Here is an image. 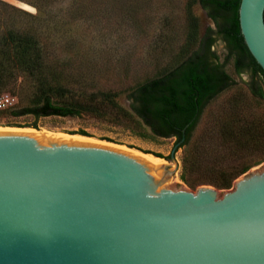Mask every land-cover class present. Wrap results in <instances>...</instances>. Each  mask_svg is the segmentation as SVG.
I'll return each mask as SVG.
<instances>
[{
    "label": "water",
    "instance_id": "water-1",
    "mask_svg": "<svg viewBox=\"0 0 264 264\" xmlns=\"http://www.w3.org/2000/svg\"><path fill=\"white\" fill-rule=\"evenodd\" d=\"M239 21L264 70V0H241ZM182 142L173 166L155 165L110 145L0 130V264H264V168L230 190L179 187Z\"/></svg>",
    "mask_w": 264,
    "mask_h": 264
},
{
    "label": "rangeland",
    "instance_id": "rangeland-1",
    "mask_svg": "<svg viewBox=\"0 0 264 264\" xmlns=\"http://www.w3.org/2000/svg\"><path fill=\"white\" fill-rule=\"evenodd\" d=\"M212 26L198 0H0V37L7 28L30 33L43 50L50 77L58 78L78 99L84 101L104 93L112 94L116 100L113 104L102 96L97 98L103 114L16 116V111L28 105L35 90L33 77L16 72L0 96L15 99L13 106L0 114V130L110 145L173 166L171 154L177 139L153 137L137 127L129 114V97L140 84L178 66ZM214 50L224 62L228 55L225 43L219 40ZM226 70L237 85L213 101L203 114L192 143L194 158L189 176L193 179L219 178L217 169L243 162L226 156L230 151L224 146L221 124L224 120L238 124L231 109L239 97L248 93L250 76L237 75L233 59ZM260 110L264 114V108ZM249 150L257 157L253 147ZM184 154V149L176 153L179 187L192 191L201 186L215 187L202 184L193 188L181 179ZM254 156L247 158L244 165ZM263 168L264 162L239 178Z\"/></svg>",
    "mask_w": 264,
    "mask_h": 264
},
{
    "label": "trees",
    "instance_id": "trees-1",
    "mask_svg": "<svg viewBox=\"0 0 264 264\" xmlns=\"http://www.w3.org/2000/svg\"><path fill=\"white\" fill-rule=\"evenodd\" d=\"M198 3L214 27L206 30L196 44L198 47L173 70L136 87L129 97L132 113H128L137 127L150 132L153 137L176 138V144L184 140L179 149L185 150L181 175L185 183L193 188L212 184L224 190L232 188L241 175L264 162V114L260 110L264 108V70L251 55L241 33V0H198ZM219 40L225 43L228 52L224 62L214 50ZM37 45L30 33L16 28H7L0 37V96L16 72V75L23 72L33 77L32 99L15 112L16 116L103 114L101 104L96 103L99 96L116 104L112 94H96L84 101L78 99L58 78L50 77L43 50ZM231 59L236 74H248L250 80L248 93L239 97L231 109L238 124L235 126L224 120L221 126L225 132L224 146L230 151L226 156L243 162L217 169L219 178L193 179L189 176L194 158L192 143L203 114L213 101L237 85L226 70ZM5 110L7 108L0 109V114ZM251 147L253 153L258 152L257 157L250 153ZM198 156H201L200 152ZM253 156L254 160L244 165L246 159Z\"/></svg>",
    "mask_w": 264,
    "mask_h": 264
},
{
    "label": "built area",
    "instance_id": "built-area-1",
    "mask_svg": "<svg viewBox=\"0 0 264 264\" xmlns=\"http://www.w3.org/2000/svg\"><path fill=\"white\" fill-rule=\"evenodd\" d=\"M15 99L10 95H4L0 97V109H6L13 106Z\"/></svg>",
    "mask_w": 264,
    "mask_h": 264
},
{
    "label": "bare ground",
    "instance_id": "bare-ground-1",
    "mask_svg": "<svg viewBox=\"0 0 264 264\" xmlns=\"http://www.w3.org/2000/svg\"><path fill=\"white\" fill-rule=\"evenodd\" d=\"M146 159L149 160L151 163H153L155 165H159V162L156 161L158 159H156V158L150 157V158H146Z\"/></svg>",
    "mask_w": 264,
    "mask_h": 264
}]
</instances>
